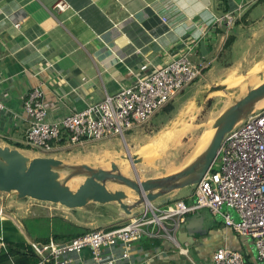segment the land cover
Returning a JSON list of instances; mask_svg holds the SVG:
<instances>
[{"label":"crops","instance_id":"0c3cea01","mask_svg":"<svg viewBox=\"0 0 264 264\" xmlns=\"http://www.w3.org/2000/svg\"><path fill=\"white\" fill-rule=\"evenodd\" d=\"M58 2L67 4V9L59 11L55 7ZM241 7L247 11L238 17L230 32L226 26L215 24L216 18L238 12ZM15 22L21 24V29L14 27ZM232 36L234 41L226 50ZM195 43L191 61L208 65L202 77L211 70L214 60L229 56L228 52L233 53L235 48H245L249 56L263 54L264 0H0V101L5 106L0 139L14 148L19 147L11 144L26 146L28 124L23 107L34 88L44 93L48 121H60L102 102L106 96L116 95L122 88L134 86L138 79L166 66ZM234 62L226 64L220 76L204 87L225 82L228 76H224L235 66ZM92 159L95 162V155L84 161ZM170 198L187 202L182 192ZM8 199L9 195L0 193V209L9 211L8 216L0 214L2 254L9 250L18 252V244H49L55 235H63L70 227L62 219L94 230L91 227H95V212H89L87 207L69 210L45 203L40 212L33 209L36 201ZM229 213L235 217L234 211ZM29 215L40 218L36 226L45 225L47 238H33L22 223L31 220ZM218 219L216 225L204 217L203 233L182 238L180 247L165 238L145 236L129 250L128 259H119L116 264H182L191 247L204 260L195 264H211L221 248L246 254L247 264H259L252 241L238 236ZM104 253L106 257L112 254L120 258L123 248L105 249ZM8 260L4 264H15L14 259ZM92 260L90 250L77 256L81 264H91Z\"/></svg>","mask_w":264,"mask_h":264},{"label":"built area","instance_id":"2783aa9c","mask_svg":"<svg viewBox=\"0 0 264 264\" xmlns=\"http://www.w3.org/2000/svg\"><path fill=\"white\" fill-rule=\"evenodd\" d=\"M55 7L64 11L68 6L58 2ZM246 11L241 7L238 12H228L216 18L215 24L226 26L230 32ZM14 27L19 30L21 24L15 22ZM196 47L197 43L183 49L170 63L138 79L134 86L122 88L116 95L106 96L102 102L88 105L60 121H48L44 93L34 88L23 107L28 124L26 145L39 154L53 156L60 148L82 147L116 137L124 139L126 132L148 123L156 111L166 108L186 87L204 76L208 65L203 61L194 64L190 59ZM2 82L0 73V85ZM4 110L0 101V124ZM64 133L68 139L60 146ZM192 198L191 204L177 198L164 205H148L111 229H96L66 243L51 241L32 246L42 263L81 264L77 256L90 250L91 264H116L119 259H128L129 250L145 236L165 238L180 247L177 234L188 217L208 210L238 236L251 240L256 261L264 264V107L226 137L212 168L194 187ZM6 209L1 208L0 214ZM229 211H234L235 217ZM117 246L123 248L120 258L105 256V249ZM211 264H247V261L241 252L221 248Z\"/></svg>","mask_w":264,"mask_h":264},{"label":"water","instance_id":"95a60500","mask_svg":"<svg viewBox=\"0 0 264 264\" xmlns=\"http://www.w3.org/2000/svg\"><path fill=\"white\" fill-rule=\"evenodd\" d=\"M229 88L226 84H215L202 89L195 98V107H202L209 97ZM263 101L264 82L221 112L212 125L214 133L207 146L183 168L144 180L138 176L135 166L144 163L145 157L132 155L129 149L125 151L126 156L120 154L118 158L130 164L134 178L124 174L114 160L110 162V168H105L95 165L93 159L72 161L42 154L32 156L20 148L0 145V193L9 195L8 200L27 199L60 205L69 210L97 204L107 208L110 218L102 222L112 227L148 205L167 204L176 199L170 198L174 193L198 185L215 163L226 137L251 114L262 109L260 105ZM183 120H189V117L180 118L179 122ZM75 179L81 180L76 189L71 186ZM113 186L122 189L113 190ZM190 219V223L181 228L185 232L180 231L178 235L180 243H184L182 238H193L204 231L202 214L198 213Z\"/></svg>","mask_w":264,"mask_h":264},{"label":"rangeland","instance_id":"374dc122","mask_svg":"<svg viewBox=\"0 0 264 264\" xmlns=\"http://www.w3.org/2000/svg\"><path fill=\"white\" fill-rule=\"evenodd\" d=\"M247 50H249L250 54H253L252 49L247 48ZM228 55L223 56L219 61L214 60L211 70L208 71L205 77H199L192 85L179 93L175 99H172L169 102L172 107L170 112H165L163 111L164 109L156 111L148 123L137 126L130 132H126L124 139L116 137L107 141L89 142L84 147L62 148L54 152L53 156L63 160L83 161L89 159V155H95V165L105 168H110V162L114 160L121 169L125 167L128 169L129 172L124 174L134 178V172L130 164L119 159L118 155L126 156V149H129L132 155H143L141 148L147 147L149 148L148 155L151 156L153 153L155 159L147 161V156L143 155L145 162L135 166L137 174L142 180L167 175L180 170L189 162L188 160H192L195 157V152L200 141L208 134V131L212 132V125L221 112L236 99L245 95L250 89L264 82V53L259 54L258 57L255 54L249 56L245 48H235L234 52H228ZM232 61H235V66L229 70L230 73L227 72L224 76H228L224 80L225 82L222 81L220 84L237 85L229 86L228 90L212 95L205 101L202 107L196 108V94H199L202 89L206 88L204 86L207 83L209 84L213 78L219 77L220 70ZM255 77H257V85L251 83V80ZM186 116L189 117V120L179 122L180 118H185ZM170 124L175 125L170 128ZM0 145L4 146L7 144L0 139ZM27 148L31 150L22 149V151L32 156L39 155V153L32 150L31 146H27ZM80 183L81 180L77 179L75 183H71V186L76 189ZM112 188L113 190L122 189L118 186H113ZM193 190L194 188H187L181 191L182 196L187 197L188 204L194 201L192 198ZM44 205L45 203L35 202L33 205L35 208L33 209L43 212L42 207ZM46 206L55 205L46 204ZM87 208L90 209L89 212H95V227L91 228L94 230L106 228V225L102 221L109 218L107 208L97 204H90ZM8 212L4 211L5 216H8ZM201 212L206 222H209V224H219V219L210 215L208 210H202L198 213L201 214ZM18 213L22 215L20 211ZM29 218L31 219L29 222L23 221L22 223L28 228L27 230L33 238L35 240L47 238L48 231L45 225L39 224V227L36 226L38 224L36 221L40 218H34L31 215H29ZM182 260L184 264H195L204 261L196 248L193 249V247L189 249V253Z\"/></svg>","mask_w":264,"mask_h":264},{"label":"trees","instance_id":"16d2710c","mask_svg":"<svg viewBox=\"0 0 264 264\" xmlns=\"http://www.w3.org/2000/svg\"><path fill=\"white\" fill-rule=\"evenodd\" d=\"M234 41V36L230 37L226 43V50H228L229 46L232 45ZM172 110L171 105H168L166 108H164L163 111L165 112H170ZM68 139L67 133L63 134V139L61 141L62 144H65L66 140ZM15 147H19L25 150H31L28 149L27 146H21L19 144H11ZM62 222L66 223L68 227L67 232L64 233L63 235H55L54 236V241L57 243H66L71 241L72 239L85 235L89 232H91L92 230H90V228H86V227H80L78 225H76L75 223L68 221V220H61ZM112 227H106L104 229L108 230L111 229ZM45 242H49V239H46ZM8 245V244H7ZM9 247L11 246L10 244L8 245ZM19 250L18 252H15L13 250H9V253H5L3 252L0 253V264H4L5 262L9 263L8 258H12L15 260V264H40L41 263V258L40 256L35 252L34 248L32 247V245H25V244H18L16 245ZM1 252V250H0ZM3 256V257H2ZM246 258V257H245ZM248 262V261H247ZM7 264V263H6Z\"/></svg>","mask_w":264,"mask_h":264},{"label":"bare ground","instance_id":"6f19581e","mask_svg":"<svg viewBox=\"0 0 264 264\" xmlns=\"http://www.w3.org/2000/svg\"><path fill=\"white\" fill-rule=\"evenodd\" d=\"M257 77H255L254 79H252L251 80V83H253V84H258V82H256L257 81V79H256ZM235 85H237V84H234V85H229L230 87H232V86H235ZM261 107H263L264 106V101L261 103V105H260ZM208 134L207 135H205L204 136V138L200 141V143H199V146H198V148L196 149V154H199L206 146H207V144H208V142L210 141V139H211V137H212V135H213V133H214V130L212 129V132H210V131H208L207 132ZM148 149L149 148H147V147H143V148H141V152H142V154L145 156H147V161H151V160H154L155 158H154V155H153V153L151 154V156L150 155H148L149 154V152H148ZM140 153V152H139ZM196 154H195V156H196ZM193 156V155H192ZM188 161H190V160H188ZM153 162V161H152ZM122 171H123V173H127V172H129L128 171V169L125 167V168H123L122 169ZM76 181L74 180V181H72V184L73 183H75ZM20 236V235H19ZM18 236V237H19ZM18 239V238H17ZM16 241V240H15Z\"/></svg>","mask_w":264,"mask_h":264},{"label":"clouds","instance_id":"9594fccd","mask_svg":"<svg viewBox=\"0 0 264 264\" xmlns=\"http://www.w3.org/2000/svg\"><path fill=\"white\" fill-rule=\"evenodd\" d=\"M113 227V226H112ZM32 245V244H31ZM33 247V246H32ZM36 252V251H35ZM41 258V257H40ZM41 263H42V260H41Z\"/></svg>","mask_w":264,"mask_h":264}]
</instances>
